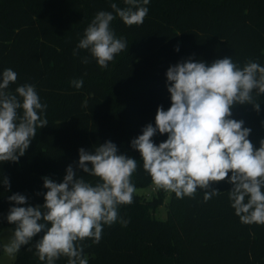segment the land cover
Wrapping results in <instances>:
<instances>
[{
	"label": "trees",
	"instance_id": "obj_1",
	"mask_svg": "<svg viewBox=\"0 0 264 264\" xmlns=\"http://www.w3.org/2000/svg\"><path fill=\"white\" fill-rule=\"evenodd\" d=\"M112 3L128 7L124 0H0V73L9 68L17 73L13 92L35 85L48 120L18 163H0V229L15 227L6 219L14 206L8 196L20 193L29 205H42V178L62 182L66 167L75 168L80 148L90 151L111 140L120 153L137 159L135 187L153 184L131 141L147 124L155 126L158 106L170 107L169 66L190 57L208 64L231 57L241 67L249 60L264 66V0H149L143 24L127 26L118 16L112 21L116 37L129 48L106 69L86 50L74 56L95 14L112 12ZM86 56L88 64L81 62ZM81 78L77 89L71 81ZM258 100V113L250 104L232 109V118L252 130L256 148L260 140L251 136L264 131V96ZM166 139V134L153 137L157 144ZM214 187L221 194L207 202L199 189L194 198L170 193L166 218L152 214L161 198L135 193L132 204L119 206L117 222L103 227L98 244L84 241L88 264H264V225L241 223L230 206L231 185L222 181ZM38 238L20 249L13 264H44L35 255ZM55 264H67V258Z\"/></svg>",
	"mask_w": 264,
	"mask_h": 264
},
{
	"label": "clouds",
	"instance_id": "obj_2",
	"mask_svg": "<svg viewBox=\"0 0 264 264\" xmlns=\"http://www.w3.org/2000/svg\"><path fill=\"white\" fill-rule=\"evenodd\" d=\"M124 3L128 7L112 3V12L95 14L73 50L74 56L86 50L106 69L117 54L128 50V42L116 37L111 23L118 16L127 26L143 24L149 0ZM81 62L88 64L89 57ZM166 79L170 107L158 106L155 126L147 124L131 141L152 183L178 199L194 198L197 190H202L207 202L221 194L214 185L226 181L231 185L227 191L230 206L241 223L264 225V139L256 148L249 139L252 130L243 120L232 118L236 105L250 104L260 111L264 66L249 60L241 67L231 57L211 64L190 57L169 66ZM16 81L17 73L12 69L0 73V163H18L37 129L48 125L43 116L47 105L41 102L35 85L23 84L13 92L10 85ZM71 83L79 89L84 81L74 79ZM157 133L166 134L167 139L155 143ZM78 152L75 168L71 164L66 167L62 182L42 178L46 189L38 193L43 195L42 205H29L20 193L8 196L14 206L6 219L15 226L3 245L9 257L39 236L35 255L44 264H55L61 257L67 258V264H88L84 241L98 244L103 227L117 222L119 206L133 203L136 187L132 176L138 168L137 159L120 153L111 140ZM77 169L97 178L96 182L86 180ZM2 182L10 190L9 179L4 177Z\"/></svg>",
	"mask_w": 264,
	"mask_h": 264
},
{
	"label": "rangeland",
	"instance_id": "obj_3",
	"mask_svg": "<svg viewBox=\"0 0 264 264\" xmlns=\"http://www.w3.org/2000/svg\"><path fill=\"white\" fill-rule=\"evenodd\" d=\"M251 138L255 139H263L264 138V131L258 134H254ZM136 193L141 194L142 197L145 199H153L154 197H159L162 199V203L159 204L157 207L152 209V214L157 218H166L168 216V201L170 199V193L164 191L162 189H157L154 184L136 187ZM119 212V208H118ZM13 231V227L8 226L0 229V241L2 246L11 238ZM17 254L14 257H9L6 253H4L3 249L0 252V264H13L16 259Z\"/></svg>",
	"mask_w": 264,
	"mask_h": 264
}]
</instances>
